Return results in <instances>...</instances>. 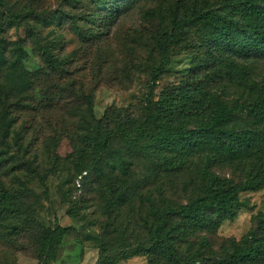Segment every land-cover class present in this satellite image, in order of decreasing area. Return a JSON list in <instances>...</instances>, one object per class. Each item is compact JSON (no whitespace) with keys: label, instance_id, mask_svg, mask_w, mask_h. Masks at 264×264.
Returning a JSON list of instances; mask_svg holds the SVG:
<instances>
[{"label":"rangeland","instance_id":"374dc122","mask_svg":"<svg viewBox=\"0 0 264 264\" xmlns=\"http://www.w3.org/2000/svg\"><path fill=\"white\" fill-rule=\"evenodd\" d=\"M225 2L1 0L0 192L13 195L20 216L11 218L17 235L8 241L0 235V264H43V229L57 225L67 233L49 264H96L100 238L116 237L128 224L132 247L150 240L155 219L148 197L177 207L199 194L202 158L182 171L157 174L143 157L130 156L122 144H116L95 165L96 154L88 136L84 137L88 133L85 122L104 121L112 129L115 111L122 112L126 122L140 119L161 58L156 37L171 30L175 15L182 19L195 8L219 10ZM148 10H156L157 16L146 15ZM89 17L91 24L86 20ZM75 27L95 37L85 42ZM50 59L56 61L55 68ZM236 63L243 67L242 73L234 74L210 58L201 43V30L189 27L160 76L156 99L166 89L193 94L196 99L203 96L206 107L192 104L195 109L184 113L204 122L216 104L249 100L248 87H264V57ZM195 119L188 122L189 128ZM229 127L258 130L264 128V119L238 116ZM118 152L130 163V182L138 185L109 219L108 183L114 177L124 179ZM211 170L238 183L246 180L249 168L236 163L215 165ZM241 199L245 205L235 220L225 221L215 232L202 231L189 239L190 245H182L178 253L183 261L190 264V253L207 240L197 264H232L230 253L249 231L264 228V185L244 192ZM180 222V217H170L161 235L174 234ZM118 264L171 263L146 253Z\"/></svg>","mask_w":264,"mask_h":264},{"label":"trees","instance_id":"16d2710c","mask_svg":"<svg viewBox=\"0 0 264 264\" xmlns=\"http://www.w3.org/2000/svg\"><path fill=\"white\" fill-rule=\"evenodd\" d=\"M195 9L182 19L175 15L171 30L156 37L161 58L153 73V84L147 92L142 117L126 122L122 112L115 111L112 129L104 121H86L88 133L84 137L88 136L96 154L95 165H100L116 144H122L130 156L143 157L157 174L182 171L196 158H202L204 165L198 177L200 192L177 207L165 205V199L158 202L148 197L150 213L155 219L150 240L132 247L129 243L131 225L128 224L116 237L108 239L104 235L100 238L96 264H118L146 253L171 264H187L178 253L182 245H190L189 239L202 231L215 232L225 221L235 220L245 205L241 195L257 191L264 185V128L236 130L229 127L238 116L264 119V87H248L249 100L216 104L204 122L192 117L195 119L192 128L188 126L192 118L186 117L184 112L190 113V109H195L192 104L206 107L208 102L203 96L196 99L193 94L166 89L156 99L160 76L170 66L174 47L189 27L201 30V43L210 58L234 74L243 71V67L236 63L238 59L245 61L256 56L264 57V0H226L219 10ZM146 15L157 16V13L156 10H148ZM86 20L91 24V17ZM92 22L97 20L94 18ZM75 32L85 42L95 37L91 31L78 27H75ZM3 59L0 45V61ZM50 63L55 68L56 61L50 59ZM118 162L124 179L120 181L114 177L108 183L105 204L109 219L120 210V203L128 201L133 187L138 185L130 182V163L122 152H118ZM236 163L249 168L246 180L238 183L211 170L215 165ZM18 216L20 212L13 195L7 190L1 191L0 235L5 236L6 241L18 234L16 225L11 222V218ZM172 216L180 217L181 222L174 234L163 237L161 232ZM66 233L67 229L59 225L43 229L40 242L43 264L55 259ZM207 247L208 241L203 240L201 249L190 253L193 258L190 264L200 263ZM189 251H193L191 247ZM228 258L232 264H264V228L261 232L259 227L249 231Z\"/></svg>","mask_w":264,"mask_h":264}]
</instances>
